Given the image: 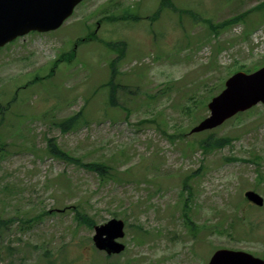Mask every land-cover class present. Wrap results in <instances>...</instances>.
<instances>
[{"label": "rangeland", "instance_id": "obj_1", "mask_svg": "<svg viewBox=\"0 0 264 264\" xmlns=\"http://www.w3.org/2000/svg\"><path fill=\"white\" fill-rule=\"evenodd\" d=\"M262 2L85 0L58 30L0 48V264H208L217 250L264 261V205L243 201L246 191L264 200V104L190 134L231 75L264 66V8L250 11ZM241 14L218 35L208 29ZM120 53L124 89L111 106L103 86ZM79 112L86 124L72 131L52 125ZM209 134L235 141L210 153L187 145ZM47 139L118 178L53 158ZM76 210L94 226L122 221L124 251H98ZM235 217L255 235L230 231Z\"/></svg>", "mask_w": 264, "mask_h": 264}, {"label": "water", "instance_id": "obj_2", "mask_svg": "<svg viewBox=\"0 0 264 264\" xmlns=\"http://www.w3.org/2000/svg\"><path fill=\"white\" fill-rule=\"evenodd\" d=\"M84 0H0V47L31 32L47 33L57 30ZM264 104V67L246 75L237 73L225 83V89L208 104L210 116L191 133L212 130L234 115L245 112L257 104ZM245 199L261 207L262 199L246 192ZM123 223L112 220L104 226L94 227L95 247L108 255L119 254L124 247L116 242L123 237ZM208 264H264L243 252L217 251Z\"/></svg>", "mask_w": 264, "mask_h": 264}, {"label": "trees", "instance_id": "obj_3", "mask_svg": "<svg viewBox=\"0 0 264 264\" xmlns=\"http://www.w3.org/2000/svg\"><path fill=\"white\" fill-rule=\"evenodd\" d=\"M168 5H171V3L168 2ZM262 8H264V2L259 4L258 6H256L255 8L251 9L250 11H255L258 12L260 11ZM191 11L186 10V12L183 11V14H187L190 15ZM246 14H241L238 16L233 17L232 19H230L229 21L223 22L222 24L219 25V27L217 29H224L226 27H229L231 25H234L236 23L239 22H243L246 18L245 16ZM192 16V15H190ZM197 16V15H196ZM196 16H192L194 19L196 18ZM126 19H129L128 16H126ZM109 21H114L112 18L108 19ZM213 26L211 25L209 27V29L211 31H214L217 34V29H213ZM116 47V45H108V47L113 48ZM73 54H71L70 56L72 57ZM123 57V54L120 53L119 57H117V59L112 60V63L110 64V79L109 82L105 84V86H103L104 88L107 89V94H108V104L111 106H115V93L117 89H124L122 86L117 84H114V80L117 76V70H116V64L120 61V59ZM72 58H70L69 60H71ZM68 60V59H67ZM66 61V60H64ZM242 70V69H239ZM249 72V71H247ZM51 77V72L49 73V75ZM35 81H37V79H35ZM127 115L129 114V111L126 110ZM149 122H152V120H149ZM81 124H86V121L84 119V117L82 116V112L77 113L74 116L68 117L62 121H58V122H54L52 125L55 126L56 128H59V130L63 133L72 131L74 128L78 127ZM161 133L163 135H165L171 142L175 139V138H179V139H183L185 137V134L183 132H179V134L177 136H171V135H166L165 130H161ZM174 138V139H173ZM235 141V137H231V136H224V137H215L212 134H209L206 136V138L201 139V140H196L192 143H187V145L191 148L193 147H198L201 150H203L205 153H210V152H215L218 150H222L225 147H229L231 145L232 142ZM46 151L47 153L52 156L55 159L58 160H62L66 163H70V164H74L78 167H83L85 168L87 171L96 174L102 181L106 180V179H117L118 178V173L114 170H112L113 168L108 167L105 163L102 162H92V163H88V164H83L81 162V160L75 159L73 158L71 155L67 154L66 152L61 151L57 145L54 143L53 140L51 139H47L46 140ZM254 159H259V157L254 156ZM251 160V162H256V160ZM226 161H231V159ZM113 172V174H112ZM260 180H262V175L259 176ZM190 178H186L183 181V191H186L189 195L188 197H191V192L190 189L188 188L187 185V181ZM260 180L258 181V185L260 184ZM188 200V199H187ZM50 212H43V214H49ZM41 214V215H43ZM39 217V216H38ZM74 218L76 219V221H78V223L85 225L89 228H92L95 223L89 219L87 216L83 215L81 212H79L78 210L75 211V215ZM1 224V222H0ZM186 226L189 228V230L191 232H196L197 231V227L190 225V220H187L186 222ZM236 233H239L242 229V234L243 237H251L253 234H255V231L253 230L252 227L248 226L247 224V220L245 219V217L242 218H234V222H231V224L229 225V229L230 231H235ZM136 231L141 232L142 229L140 227H135ZM8 251H11L9 248H7Z\"/></svg>", "mask_w": 264, "mask_h": 264}]
</instances>
